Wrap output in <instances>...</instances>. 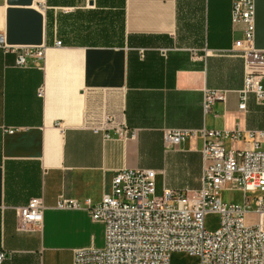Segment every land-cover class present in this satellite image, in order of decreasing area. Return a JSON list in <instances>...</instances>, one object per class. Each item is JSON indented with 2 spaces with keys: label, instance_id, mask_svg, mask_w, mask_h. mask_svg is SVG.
Listing matches in <instances>:
<instances>
[{
  "label": "crops",
  "instance_id": "crops-1",
  "mask_svg": "<svg viewBox=\"0 0 264 264\" xmlns=\"http://www.w3.org/2000/svg\"><path fill=\"white\" fill-rule=\"evenodd\" d=\"M34 2L44 59L16 66L0 47V264H72L75 248L95 246L96 222L55 208L60 197L98 202L124 167L154 169L157 193L199 188L202 139L165 145L164 132L264 129V99L248 94L238 109L244 62L232 52L241 36L232 0ZM253 6V47L264 49V0ZM12 7L0 0L4 35ZM205 89L223 95L207 111ZM31 197L43 199L42 222L20 229L17 208Z\"/></svg>",
  "mask_w": 264,
  "mask_h": 264
},
{
  "label": "built area",
  "instance_id": "built-area-1",
  "mask_svg": "<svg viewBox=\"0 0 264 264\" xmlns=\"http://www.w3.org/2000/svg\"><path fill=\"white\" fill-rule=\"evenodd\" d=\"M253 0H232L230 19L240 25L241 36L232 52L243 59V85L238 90V109L246 110L247 95L256 102L264 99V49L253 47ZM60 40L55 41L59 46ZM0 47L16 54L15 65L24 66L28 58L44 59V44L13 45L0 33ZM38 95H42V88ZM223 99L217 89H205L203 107ZM119 137L126 132L118 130ZM190 136L202 139L203 170L196 189H163L156 192V171L151 168H120L111 179V190L98 202L90 198L60 197L55 208L85 210L104 227L101 247L75 248L72 264H169L174 252L195 258L196 264H264V129L221 130L173 128L164 132L165 145L179 144ZM223 139H246L247 149H226ZM240 190L241 203L222 199L224 190ZM260 193L250 207L246 191ZM42 197H31L17 208L18 228L27 229L42 222ZM217 218L212 229L205 217ZM252 216L251 221L246 216ZM5 253L0 250V262Z\"/></svg>",
  "mask_w": 264,
  "mask_h": 264
},
{
  "label": "water",
  "instance_id": "water-1",
  "mask_svg": "<svg viewBox=\"0 0 264 264\" xmlns=\"http://www.w3.org/2000/svg\"><path fill=\"white\" fill-rule=\"evenodd\" d=\"M33 1L7 0L12 7L7 10L5 40L13 45H40L43 43L42 13L31 8ZM32 27V31L28 28Z\"/></svg>",
  "mask_w": 264,
  "mask_h": 264
},
{
  "label": "rangeland",
  "instance_id": "rangeland-1",
  "mask_svg": "<svg viewBox=\"0 0 264 264\" xmlns=\"http://www.w3.org/2000/svg\"><path fill=\"white\" fill-rule=\"evenodd\" d=\"M38 2H34L36 8L33 7V4L31 5V8H35L37 10V4ZM40 11V10H39ZM262 194L258 190L255 191H246V196L249 197V204L250 207H253V200L254 198ZM222 199L228 203H241L242 202V192L238 189L236 190H224L221 193ZM249 219H252V216L247 215L246 220L251 221ZM217 218L214 214H208L205 217V226L208 229H212L216 225ZM95 236H96V244L95 247H101L103 245V240H104V227L103 224L100 222H96L95 226ZM169 264H196L195 258L187 253L184 252H174L170 256Z\"/></svg>",
  "mask_w": 264,
  "mask_h": 264
}]
</instances>
